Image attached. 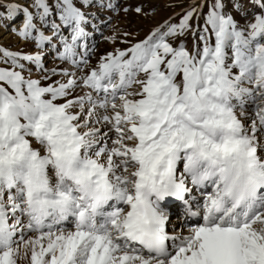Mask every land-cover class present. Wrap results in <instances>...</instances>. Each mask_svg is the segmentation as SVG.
<instances>
[{
	"label": "snow or ice",
	"instance_id": "1",
	"mask_svg": "<svg viewBox=\"0 0 264 264\" xmlns=\"http://www.w3.org/2000/svg\"><path fill=\"white\" fill-rule=\"evenodd\" d=\"M93 7L0 0V264H264V0Z\"/></svg>",
	"mask_w": 264,
	"mask_h": 264
},
{
	"label": "rangeland",
	"instance_id": "2",
	"mask_svg": "<svg viewBox=\"0 0 264 264\" xmlns=\"http://www.w3.org/2000/svg\"><path fill=\"white\" fill-rule=\"evenodd\" d=\"M192 0H112V3L117 5L119 12L114 13L111 11H100L98 8L93 7L88 11L97 13L101 17L107 19L111 18V26L104 27V35H112L113 28H119L122 31L131 32L133 34L129 39H142L148 31L156 26L158 23H162L165 19L175 16L178 22L180 14L183 9L190 4ZM142 7L143 12L137 14L135 11L130 10L127 14L123 12V8L128 7L135 9L136 7ZM148 13V15H145ZM18 22V21H17ZM7 23V21H5ZM0 30V45L9 47L12 50H25L30 51L31 46L27 45L24 41L19 40L16 36L10 35ZM93 43L98 47V55L112 47L109 43L104 41L99 33L94 37ZM49 66L51 61L46 58Z\"/></svg>",
	"mask_w": 264,
	"mask_h": 264
},
{
	"label": "bare ground",
	"instance_id": "3",
	"mask_svg": "<svg viewBox=\"0 0 264 264\" xmlns=\"http://www.w3.org/2000/svg\"><path fill=\"white\" fill-rule=\"evenodd\" d=\"M18 24H19V22H17V26H18ZM11 35V34H10ZM9 35L7 34V37H8Z\"/></svg>",
	"mask_w": 264,
	"mask_h": 264
}]
</instances>
